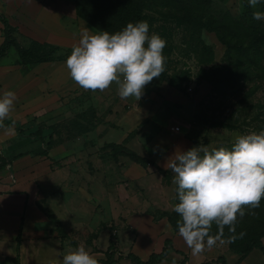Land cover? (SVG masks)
I'll return each mask as SVG.
<instances>
[{
	"label": "rangeland",
	"instance_id": "rangeland-1",
	"mask_svg": "<svg viewBox=\"0 0 264 264\" xmlns=\"http://www.w3.org/2000/svg\"><path fill=\"white\" fill-rule=\"evenodd\" d=\"M179 1L187 0H152L143 13L149 35L159 34L166 41L163 50L166 61L165 71L145 86L136 101L134 97L121 99L115 83L104 92H93L84 90L70 77L65 61L72 46L79 42L84 28L98 32L77 16L78 0H3L18 45L25 49L35 45L41 49L39 54H49L52 61L20 63L15 49L10 51L13 57L0 60V95L9 90L16 94L14 109L0 126V188L5 190L7 184L29 181L39 189L37 206L45 207L52 220L56 218L49 206L64 203L72 194H77L80 204L83 196L88 202L87 194L96 195L101 201L103 182L110 185L107 200L111 206L117 207V201L122 204L125 200L127 217L115 218V223L97 218L100 225L77 222L71 230L57 221L59 224L51 233H71L70 241L63 238L66 243L73 241L99 248L101 235L109 229L115 250L119 240L116 230L122 234L125 246L131 245L141 232L156 244L155 250L159 249L165 233L171 230L178 234L180 219L173 210L177 185L172 171L164 166L167 158L177 150L186 151L200 144L211 150L234 143L237 136L264 130L263 80L254 81L263 86L242 108L228 111L221 108L217 116L223 113L218 119L212 114L222 107L220 103H236L239 98L223 99L203 80L202 72L208 67L200 63L198 48L189 40L184 25L176 20L184 15ZM211 5L202 3L193 15L226 14L245 26L242 33L245 37L246 28L253 27L249 37H242L245 44L259 31L264 32V20L253 19L254 11L264 12V0L255 8L249 6L248 0H212ZM201 37L213 49L212 64L224 68L226 47L213 33L203 32ZM54 46L58 49H52ZM250 73L264 76V44L257 66L251 67ZM223 119L237 129L209 128L211 122H224ZM172 127H179V131H172ZM109 144L124 147L143 159L144 165L113 154L107 147ZM62 168L63 171H58ZM50 175L54 178L51 182L61 185V190L40 191L38 181ZM147 216L150 218H143ZM151 222L156 223L155 227L148 229L146 225ZM138 224L143 231L138 230ZM216 232L211 229L212 234ZM247 244L234 239L215 246L241 256ZM174 251L171 249L173 254L163 264L185 262L184 255ZM122 254L119 258L131 264L132 259L126 256L128 251ZM105 257V264L112 262L111 255ZM11 261L0 259V264H12ZM211 262L217 264L215 260Z\"/></svg>",
	"mask_w": 264,
	"mask_h": 264
},
{
	"label": "clouds",
	"instance_id": "clouds-1",
	"mask_svg": "<svg viewBox=\"0 0 264 264\" xmlns=\"http://www.w3.org/2000/svg\"><path fill=\"white\" fill-rule=\"evenodd\" d=\"M260 2L248 0L253 8ZM253 19L264 20V12L254 11ZM165 46L159 34L149 35L146 21L129 22L115 33L84 28L65 64L72 80L84 90L104 92L115 83L121 99L138 101L145 86L165 71ZM15 100L13 91L0 95V126L13 111ZM164 166L172 171L177 185L179 202L173 210L180 217L178 234L197 256L206 247L233 242L235 235L224 238L225 227L234 234L238 216L258 208L264 199V130L237 136L231 150H210L202 144L177 150ZM214 224L217 232L212 234ZM48 264H99V260L81 244Z\"/></svg>",
	"mask_w": 264,
	"mask_h": 264
},
{
	"label": "trees",
	"instance_id": "trees-1",
	"mask_svg": "<svg viewBox=\"0 0 264 264\" xmlns=\"http://www.w3.org/2000/svg\"><path fill=\"white\" fill-rule=\"evenodd\" d=\"M151 3L152 0H78L80 6H78L76 13L79 18L93 27L96 31L115 33L122 30L129 22L135 23L137 21H143V13L145 10L149 9ZM178 3L182 7L184 15L176 17V20L180 25H184V29L189 35V40L198 48L200 63L208 67L207 71L202 72L203 80L211 86L213 92L221 95L223 99L239 98L236 103L227 105H223L224 102L220 103L222 107L219 106L214 109L212 114L217 116L221 108H223V111L242 108L263 86L261 83H255L254 81L263 80L264 82V76H254L250 73V69L253 66H257V58L264 44V32L259 31V33L254 35L250 43L245 44L242 42V37H245V35L242 34L245 32V26L230 16H226V14L222 16L213 14L205 16L200 13L193 15V12L198 11L202 3L212 6V0H187L186 2L179 1ZM189 4L190 10L188 11ZM191 13L194 17L190 16ZM0 23L2 25L3 35V41L0 44V59L6 57L11 49H15L19 56L20 63L37 64L52 61L49 54H39L38 51H41V49L35 47V45L28 49L19 46L13 36L15 30L3 14H0ZM248 29L249 27L246 28L245 39L250 36L249 32L254 28L252 27L251 30ZM203 32L213 33L216 39L226 47L224 62L226 64L223 66L224 68L212 64L213 49L202 40L201 36ZM52 49H58V47L54 46ZM227 63L228 66L225 67ZM235 110H233V114L236 113ZM222 113L218 114L215 118H221ZM234 127L235 126L229 124L228 121L225 122V120L224 122H211L209 126L211 129H237ZM232 145L233 143H227L219 145L216 148L226 147L231 150ZM107 147L115 155L128 157L134 163L144 165L143 159L138 158L120 145L109 144ZM178 202L176 186L175 204ZM249 211L254 214H249ZM237 220L238 222L234 234L229 233L227 227L224 229L225 239L230 235H235L236 241H247L248 243L247 247L240 252L241 256L237 264L254 249L259 250L264 256V245L260 242V239L264 237V199L260 201V206L258 208L251 210L246 209L245 215L242 218L238 216ZM212 229L217 230L215 224L212 226ZM240 233H244L242 238L240 237ZM19 245L20 239L17 237L15 264H19ZM110 247H115L112 240ZM170 248L171 242L166 239L164 241L163 250L160 253L151 254L144 262L133 255H129V257L134 264H158L167 257ZM232 250L237 251L235 248H232ZM176 253L183 255L180 252ZM215 262L225 264L221 257L217 258ZM106 264L111 263L107 262Z\"/></svg>",
	"mask_w": 264,
	"mask_h": 264
},
{
	"label": "crops",
	"instance_id": "crops-1",
	"mask_svg": "<svg viewBox=\"0 0 264 264\" xmlns=\"http://www.w3.org/2000/svg\"><path fill=\"white\" fill-rule=\"evenodd\" d=\"M5 8L6 6H4L3 0H0V14H3L4 16H6V14L8 15ZM47 27L50 29H56V27ZM0 30L2 31L1 23ZM48 32H50V30H46V34H50ZM1 43L2 41L0 44ZM10 51H12V49ZM9 56L13 57V52L8 53L6 57L1 58L0 60L8 58ZM63 170V168L58 169V171ZM47 173L50 172H45V175H47ZM52 180L54 181V178L51 175L48 176V178H40V182L38 181V185L41 189L40 191H42L43 188L47 191H52L54 189L61 190L62 187L59 189L61 185L54 184L51 182ZM1 184H3L2 186L5 185V183ZM101 186L103 196L101 201L98 196L87 194L88 202L83 196L82 203L80 204L77 194H72L71 199H65L66 201L64 203L59 205L55 204V206L50 205V211H52L56 218L54 220L49 219L53 217L48 215V210H46L45 207L37 206L39 195L36 194L39 189L37 190L35 186L29 183V181H17L10 185L7 184L5 190L0 188V259L7 258L8 260H12V264H15L16 238L19 237V264H48L50 259L62 258L64 254L79 246L78 243L73 241L69 243L63 241V238H67L68 240L69 238H72L73 235L71 233L67 232V234L65 233L63 235L51 233L56 225L59 224L58 222L66 227L68 225V229L72 230L74 226H76L75 224H77V222L82 225L87 223H97L100 225L101 222L97 218H101L102 222H110L113 220V223H115V218L127 217L125 200H123L122 204L121 201H117V207L115 205L111 206V204H109V200H107V193L109 192L110 185L103 182ZM45 196H41L40 198L42 199ZM133 217H137V215L134 214ZM143 218L150 217L147 216ZM139 224L138 230L143 231L142 226L140 227ZM155 224L151 222L149 226L146 225V227L148 229H153L152 227H155ZM109 232L110 230L107 229L101 235L102 244L99 248L90 244L84 245L86 250L97 256L99 264H105L104 261L107 260L105 257L106 254L109 256L111 255V264H127L126 261L119 258L122 257L124 255L122 253H125L126 251H128V254L126 255L127 257L132 254L144 262L151 254L161 252L164 248V241L166 239L171 242V248L168 251L166 258L169 259L171 257V254H173L171 249H174L175 251L183 254L185 257L183 259L185 262L183 263L180 261L179 264H212L211 261L216 260L219 257L223 258L225 264H237L240 257L238 254L230 250H221L223 249L222 246H213L212 248L206 247L204 252L194 256L183 238L171 230L165 233V236L161 241V246L159 245V249L157 250L154 249L157 247L155 246L156 244L149 241L141 232L137 233L138 236H136L137 238L135 241L131 242V245L125 246L122 242L124 241V238L122 239V234L120 235L119 231L116 230L119 240L118 249L115 250V247H110V241L112 239L110 238ZM8 243L10 244V247ZM262 244L264 245V238L262 240ZM164 260L158 264H163ZM254 262L264 264V256L257 249L252 250L238 264H253ZM128 263H130L129 260ZM216 263L219 264L218 262ZM131 264L134 263L131 262Z\"/></svg>",
	"mask_w": 264,
	"mask_h": 264
},
{
	"label": "built area",
	"instance_id": "built-area-1",
	"mask_svg": "<svg viewBox=\"0 0 264 264\" xmlns=\"http://www.w3.org/2000/svg\"><path fill=\"white\" fill-rule=\"evenodd\" d=\"M171 130L175 131V132H178L179 131V127H172Z\"/></svg>",
	"mask_w": 264,
	"mask_h": 264
}]
</instances>
